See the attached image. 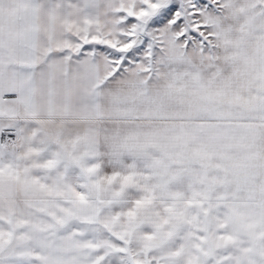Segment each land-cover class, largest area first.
Returning <instances> with one entry per match:
<instances>
[{
  "label": "snow or ice",
  "instance_id": "6c2138e0",
  "mask_svg": "<svg viewBox=\"0 0 264 264\" xmlns=\"http://www.w3.org/2000/svg\"><path fill=\"white\" fill-rule=\"evenodd\" d=\"M0 264H264V0H0Z\"/></svg>",
  "mask_w": 264,
  "mask_h": 264
}]
</instances>
